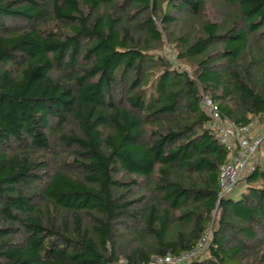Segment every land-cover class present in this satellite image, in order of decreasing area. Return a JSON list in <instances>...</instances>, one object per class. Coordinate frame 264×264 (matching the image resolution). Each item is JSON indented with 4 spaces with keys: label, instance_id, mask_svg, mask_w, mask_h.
Wrapping results in <instances>:
<instances>
[{
    "label": "trees",
    "instance_id": "16d2710c",
    "mask_svg": "<svg viewBox=\"0 0 264 264\" xmlns=\"http://www.w3.org/2000/svg\"><path fill=\"white\" fill-rule=\"evenodd\" d=\"M204 97L264 125V0H0V264H264Z\"/></svg>",
    "mask_w": 264,
    "mask_h": 264
},
{
    "label": "built area",
    "instance_id": "2783aa9c",
    "mask_svg": "<svg viewBox=\"0 0 264 264\" xmlns=\"http://www.w3.org/2000/svg\"><path fill=\"white\" fill-rule=\"evenodd\" d=\"M203 107L210 116L206 128L216 134L220 143L226 147L231 155L220 168L219 196L231 193L240 183L242 176L252 171L256 164L264 161V125L254 117L244 126L220 118L217 107L208 97L203 99ZM210 238L207 233L195 250L174 256L154 257L148 264H187L204 253Z\"/></svg>",
    "mask_w": 264,
    "mask_h": 264
},
{
    "label": "rangeland",
    "instance_id": "374dc122",
    "mask_svg": "<svg viewBox=\"0 0 264 264\" xmlns=\"http://www.w3.org/2000/svg\"><path fill=\"white\" fill-rule=\"evenodd\" d=\"M242 188H243L242 182H240L239 185L237 186V190L236 191L239 192Z\"/></svg>",
    "mask_w": 264,
    "mask_h": 264
}]
</instances>
